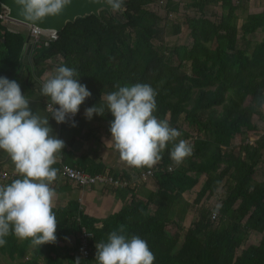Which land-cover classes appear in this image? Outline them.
Wrapping results in <instances>:
<instances>
[{
	"label": "trees",
	"instance_id": "16d2710c",
	"mask_svg": "<svg viewBox=\"0 0 264 264\" xmlns=\"http://www.w3.org/2000/svg\"><path fill=\"white\" fill-rule=\"evenodd\" d=\"M111 2L121 6L122 12L101 11L99 17L77 18L67 23L48 46L34 48L30 65L36 77L44 72L53 74L60 65L75 68L79 82L92 93L82 104L85 108L103 104L101 97L118 90L117 85L147 83L157 92L155 115L159 119H167L176 128L183 116L203 137L193 139V154L179 167L170 159L169 145L153 174L156 190L147 192L144 198L131 194L130 204L118 213L93 220L80 212L69 213L76 210L71 209L73 203L53 210L58 222L57 238H76L63 258L57 253L56 243L32 247L30 241L14 235L5 238L7 243L0 247V255L17 260V264H75L78 234L83 226L90 233L89 246L94 253L86 260L80 259L81 264H97L96 243L106 242L112 231L124 225L129 237L138 235L147 241L155 255L154 264H264V179L257 180L255 164L260 158L264 162L259 154L264 150V113L260 112L264 108V37L248 51L254 33H264L263 13L247 15L237 25L235 12L240 5L232 0H190L189 6L198 16L185 21L187 41L167 47L164 42L168 39L158 35L163 20L171 15L169 4L163 5L166 16L162 19L144 8L152 0ZM217 4L221 9L218 21L206 19L204 9ZM24 41V32L10 31L0 20V77L17 81ZM254 115L263 125V135L256 141L253 154L242 159L234 155L232 140L244 133ZM93 118L104 121L106 132L111 134L113 117L106 106L103 116L94 114ZM187 138L183 134L180 139ZM168 165L171 171L166 170ZM103 168L95 165L79 169L96 175L105 173ZM146 170L134 168L136 179ZM110 174L113 180L127 183L113 187L116 191L130 193L132 186H139L131 182V175ZM201 175L206 179L193 205L210 196L224 180L229 181L226 194L216 221L211 222V213L201 207L184 229L180 222L188 205L177 206L182 202L181 195ZM150 204L154 212L148 210ZM250 233L260 234L261 238L248 242Z\"/></svg>",
	"mask_w": 264,
	"mask_h": 264
},
{
	"label": "clouds",
	"instance_id": "9594fccd",
	"mask_svg": "<svg viewBox=\"0 0 264 264\" xmlns=\"http://www.w3.org/2000/svg\"><path fill=\"white\" fill-rule=\"evenodd\" d=\"M14 3L24 22L40 30L38 24L46 18L60 16L72 0H14ZM78 76L75 68L60 65L43 80L41 95L48 98L44 112L57 124L72 121L71 126L75 127L74 117L92 95ZM117 89L101 97L103 104L86 108L84 115L88 120L94 114L103 116L106 106L113 117L108 143L114 146L122 162L135 169H152L161 162L169 145L170 159L177 167L192 156L189 142L178 139L181 132L171 127L167 119L155 115L157 92L151 85H117ZM30 103L17 81L0 77V151L10 157L21 177L0 185V247L6 245L5 238L9 235L30 241L32 247L57 242L58 222L53 211L57 193L52 184L59 169L53 165L61 158L65 142L54 135L49 116L33 111ZM95 247L97 264H154L155 261L147 241L138 235L129 237L124 225ZM75 264H81L79 257Z\"/></svg>",
	"mask_w": 264,
	"mask_h": 264
},
{
	"label": "crops",
	"instance_id": "0c3cea01",
	"mask_svg": "<svg viewBox=\"0 0 264 264\" xmlns=\"http://www.w3.org/2000/svg\"><path fill=\"white\" fill-rule=\"evenodd\" d=\"M263 7L262 11L264 15ZM239 8H241V6ZM244 9L246 10L247 6H245ZM241 11H243V9ZM6 26L11 31H26L23 27H14V25L9 23L6 24ZM29 44L30 41H28L27 44H25L24 41L20 56L22 65L16 79L21 87L22 94L31 101V109L33 111H39L41 114L48 115L44 112V105L48 98L41 95V86L39 85L38 80L47 79L51 73L44 72L39 77H36L34 69L29 62V57L32 55V52L30 53ZM85 107V105L80 106L77 117L74 120L76 124L75 127L71 126L72 121L64 124H57L48 115L49 124L53 129L54 135L65 142V148L63 149L61 158L55 165H53V167L59 169L58 177L52 184V187L57 193L53 210L63 209L69 203H73L74 206H72L71 209L76 207V210H73L72 212L69 211V213L76 214V212H80L88 219L101 220L108 215L118 213L121 209L127 207L131 202V194H136L135 191L140 187L132 186V192L130 193L116 191L109 185L82 189L78 188L73 183L64 180L60 176V168L62 165L79 167L82 169H90L95 165H103V172H110L119 176H122L123 174L131 175L133 176L130 179L132 183L137 178L135 176L136 172L134 171V168L129 167L122 162L119 153L114 149V146L108 143L111 139V134L106 132L107 124L104 121H97L94 118L91 120L86 119L84 115ZM0 169L7 174L5 180H0V185H7L13 180L21 178L16 173L15 166L10 157L3 151H0ZM155 190L156 188H142L141 191L138 192L137 197L144 198L147 192H154ZM152 209L155 208L150 204L148 210ZM76 216L79 218L78 215ZM75 239L76 238L72 236L63 239L57 238L56 247L58 248L57 253L60 257L63 258L65 250L73 245ZM63 264H66V261L63 262Z\"/></svg>",
	"mask_w": 264,
	"mask_h": 264
},
{
	"label": "rangeland",
	"instance_id": "374dc122",
	"mask_svg": "<svg viewBox=\"0 0 264 264\" xmlns=\"http://www.w3.org/2000/svg\"><path fill=\"white\" fill-rule=\"evenodd\" d=\"M248 1V2H246ZM233 4H238L241 6V8H238V10L235 12L237 15V25H241L244 18L247 15L251 14H260L263 13L262 7L264 6V0H232ZM164 4H169V9L171 12V15L168 17H165V8L163 7ZM190 0H152V3L147 6L145 5L144 8L149 11H154L161 17L163 20L162 26L163 29L159 30V38H167L168 42H164L166 46H170L172 43L176 45H181L183 43H186L187 41V26L185 25V21L187 20V17L193 18L195 16H198V13L195 12V10L191 9L189 6ZM247 6V9L245 10L244 7ZM262 6V7H261ZM264 8V7H263ZM243 9V11H241ZM122 12V10H121ZM119 13V12H118ZM203 15L206 19L210 21H218L220 15H221V9L219 5H211L204 9ZM120 18V17H118ZM22 27L21 25L14 24V27ZM13 27V26H12ZM25 38H27L28 32L23 31ZM264 37V33L257 30V32L254 33L251 40L249 39L248 42V51L251 52L254 44L258 43L262 38ZM166 39V40H167ZM158 40V39H157ZM165 41V40H163ZM243 48V47H242ZM174 62H176L174 58ZM216 111L219 110V108L215 109ZM260 112L264 113V108H260ZM176 129H178L181 132V136L178 138L180 139L183 134H186L190 138L185 139L189 142L191 145L193 139L195 138H202V133H196V130L193 129L191 126L187 124V122L183 119V116L180 117L179 122L177 123ZM263 135V125L261 121L258 119L257 116H252L249 121V125L247 129L244 131L242 135H236L232 140V148L234 155H240L242 159L248 157L249 155H252L254 152V149L256 148V141L260 139ZM261 157H264V150H261L259 152ZM256 168H257V180L264 179V162L263 158H260V160L256 161ZM153 177V176H152ZM148 178L146 182H139V189L135 191V193L138 195V192L141 191V189H154L156 188V179ZM205 176L201 175L197 181V183L192 186L187 192L183 193L181 195L182 202L177 206L181 207L183 205H188L187 212L184 214L183 221L180 222L181 227L184 229L188 227L189 223L194 220V218L197 217L198 209L203 207L205 210H208L210 213H217L218 208L221 204V201L224 199V196L226 194L227 190V184L229 183L228 180H224V182L216 189L210 196H205L199 204L193 205L192 201L196 197L197 192L200 190L202 184L205 181ZM137 179H135L134 182H136ZM137 183V182H136ZM135 183V184H136ZM146 183V184H145ZM142 195V194H141ZM140 195V196H141ZM177 208V210H179ZM150 212H154V209L149 210ZM218 214V213H217ZM183 217V216H182ZM174 221H176V218L174 217ZM174 222L170 225V227H173ZM261 238L260 234L257 233H250L248 235V242H257ZM17 260H9L6 256L0 255V264H17ZM39 264H43L41 261Z\"/></svg>",
	"mask_w": 264,
	"mask_h": 264
},
{
	"label": "built area",
	"instance_id": "2783aa9c",
	"mask_svg": "<svg viewBox=\"0 0 264 264\" xmlns=\"http://www.w3.org/2000/svg\"><path fill=\"white\" fill-rule=\"evenodd\" d=\"M5 13L6 12L4 10H2V12L0 13V20L2 21V23L3 24L12 23L10 22V20L6 18ZM26 31L28 32L27 36L29 37V41H30L29 44L30 53L33 52L34 48L39 47L40 45L46 47L48 46V43L50 41H54L57 39V34L54 31L34 30L33 28H26ZM40 80H38V83L42 87V83L44 79L41 81ZM45 108H46V103L44 105V109ZM48 115L50 116V114ZM76 117L77 115L74 117V120L76 119ZM166 170L167 171L172 170L170 165L167 166ZM156 171L157 168L155 166L152 169H148L144 172H141L136 182L138 183V181L139 182L146 181L148 178L152 177ZM60 176L64 180L69 181L73 183L75 186L80 187L82 189H89L91 187H103L108 185L111 187H119V186H126L127 184L126 182L121 183L119 181L113 180L109 172H105L103 174L91 175L79 168L70 167L67 165L61 166ZM6 178H7L6 172L0 169V180H5ZM136 182L133 183L135 184ZM217 218H218L217 213H211V217H210L211 222L216 221ZM89 239H90V233H88L86 229L83 226H81L78 234V247L76 251L77 258L79 257L82 260H86L92 255V253H94V250L89 246Z\"/></svg>",
	"mask_w": 264,
	"mask_h": 264
},
{
	"label": "water",
	"instance_id": "95a60500",
	"mask_svg": "<svg viewBox=\"0 0 264 264\" xmlns=\"http://www.w3.org/2000/svg\"><path fill=\"white\" fill-rule=\"evenodd\" d=\"M0 7L6 12L5 16L11 22L32 28L27 22H24L23 17L18 15V9L14 0H0ZM101 11L121 13V6L115 5L112 2L108 3L106 0H72V3L60 16L46 18L43 23L38 24V27H40V30L54 31L58 34L64 30L67 23H74L75 19L90 15L99 17ZM28 41L29 37L27 36L25 44Z\"/></svg>",
	"mask_w": 264,
	"mask_h": 264
}]
</instances>
